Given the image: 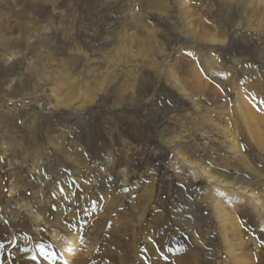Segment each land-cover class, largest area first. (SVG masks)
<instances>
[{"label": "rangeland", "instance_id": "obj_1", "mask_svg": "<svg viewBox=\"0 0 264 264\" xmlns=\"http://www.w3.org/2000/svg\"><path fill=\"white\" fill-rule=\"evenodd\" d=\"M0 242L264 264V0H0Z\"/></svg>", "mask_w": 264, "mask_h": 264}, {"label": "bare ground", "instance_id": "obj_2", "mask_svg": "<svg viewBox=\"0 0 264 264\" xmlns=\"http://www.w3.org/2000/svg\"><path fill=\"white\" fill-rule=\"evenodd\" d=\"M246 110H247V112H246ZM246 110L244 111V114H246V116L247 115H253V112L251 111V110H248V108H246ZM53 187V186H52ZM26 192L28 193V189L26 190ZM35 194V193H34ZM258 201V200H257ZM261 202V201H260ZM52 205V208H54L55 210H54V213H52V216L54 215V216H56L57 217V215L60 213V210H59V208L61 209L63 206H66V207H68L69 208V204L68 203H66L65 201H64V199L63 198H57V199H53V201H52V203H50L49 201H48V203H46V204H44V206H43V208H44V210H45V208H47V209H49V206H51ZM55 211L57 212V213H55ZM62 211V210H61ZM73 214V213H72ZM20 215H24L23 214V212H20ZM62 224V223H61ZM53 241L55 242V243H58L59 244V247L61 248V251H62V253H63V256L65 257V259L69 262V263H71L72 261H73V257H77L78 255H79V253H78V250H79V243H78V241H77V238L74 236V235H72V233H71V235L69 234V235H67V236H65V237H63V238H60V236L58 235V234H55L54 235V238H53ZM51 248L53 249V247H48L46 250H48V251H51ZM138 252V251H137ZM150 259V261H151V258H148L147 260H149ZM236 260V259H235ZM21 261V260H20ZM19 261V263L18 264H23L22 263V261L20 262ZM80 264H82V262H83V259L82 258H80L79 260H77ZM85 262V261H84ZM151 263V262H150ZM146 264H147V262H146Z\"/></svg>", "mask_w": 264, "mask_h": 264}, {"label": "snow or ice", "instance_id": "obj_3", "mask_svg": "<svg viewBox=\"0 0 264 264\" xmlns=\"http://www.w3.org/2000/svg\"><path fill=\"white\" fill-rule=\"evenodd\" d=\"M81 211L86 212V213L88 212L87 209H81ZM83 224L86 225L87 224V221L84 220L83 221ZM71 227L72 228H75L76 226L75 225H71ZM4 247H5V244L3 242H0V248H4ZM37 250H38V252L42 253L45 257H47L49 259H53V260L56 259L55 254L47 252L45 250V246L42 245V244H38L37 245ZM35 259H36V257H33V260H35ZM165 259H167V257H165Z\"/></svg>", "mask_w": 264, "mask_h": 264}]
</instances>
